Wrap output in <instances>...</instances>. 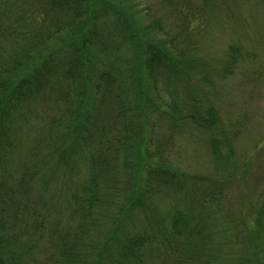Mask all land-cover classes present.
<instances>
[{"label": "trees", "instance_id": "1", "mask_svg": "<svg viewBox=\"0 0 264 264\" xmlns=\"http://www.w3.org/2000/svg\"><path fill=\"white\" fill-rule=\"evenodd\" d=\"M150 20L136 0H0V264H264L263 219L214 231L218 184L162 143L214 131V68Z\"/></svg>", "mask_w": 264, "mask_h": 264}, {"label": "rangeland", "instance_id": "2", "mask_svg": "<svg viewBox=\"0 0 264 264\" xmlns=\"http://www.w3.org/2000/svg\"><path fill=\"white\" fill-rule=\"evenodd\" d=\"M188 1L136 0L147 23L158 19L186 52L190 51L188 41H193L194 53L214 68L212 80L202 84L206 102L217 113L214 131L186 122L173 139L166 124L160 132L162 143L186 177H197L209 187L218 184L222 198L211 208L216 213L209 218L214 231L224 226L230 234L237 230L242 234L248 227L256 233L260 220L264 221L258 214L264 204V0L222 4L211 0L208 8L215 12L210 15ZM183 16L196 18L191 30H183ZM212 138L221 141L219 157ZM200 187L196 182L197 192ZM221 217L226 226L221 225ZM261 236L264 243V233ZM224 250L217 260L226 263Z\"/></svg>", "mask_w": 264, "mask_h": 264}]
</instances>
